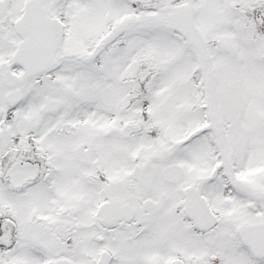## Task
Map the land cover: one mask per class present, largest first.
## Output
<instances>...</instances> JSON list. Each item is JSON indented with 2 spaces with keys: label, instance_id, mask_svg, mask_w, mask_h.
I'll list each match as a JSON object with an SVG mask.
<instances>
[{
  "label": "snow or ice",
  "instance_id": "1",
  "mask_svg": "<svg viewBox=\"0 0 264 264\" xmlns=\"http://www.w3.org/2000/svg\"><path fill=\"white\" fill-rule=\"evenodd\" d=\"M0 264H264V0H0Z\"/></svg>",
  "mask_w": 264,
  "mask_h": 264
}]
</instances>
